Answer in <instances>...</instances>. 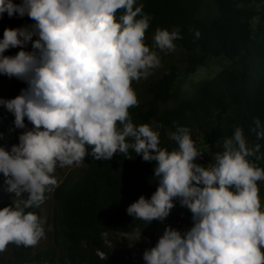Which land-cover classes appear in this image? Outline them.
Instances as JSON below:
<instances>
[{"label": "clouds", "instance_id": "clouds-1", "mask_svg": "<svg viewBox=\"0 0 264 264\" xmlns=\"http://www.w3.org/2000/svg\"><path fill=\"white\" fill-rule=\"evenodd\" d=\"M137 0H0V19L19 13L35 23L6 29L0 40V74L25 81L15 99L0 101L24 129L11 151L0 147V173L18 199L0 210V253L10 244L33 247L45 236L44 221L26 209L39 208L57 186V168L81 165L89 155L110 160L129 149L145 162L155 161L159 187L148 200L140 197L127 209L136 219L164 221L179 199L192 213L194 226L185 234L165 230L158 244L144 253L146 264H264V210L258 182L264 168L250 158L261 145H249L244 130L223 141L207 167L195 161L203 153L187 127L166 133L178 148L160 147L163 125L136 126L130 109L138 106L134 81L160 67L156 51L146 45L151 17ZM199 38L200 33H195ZM33 37H38L33 42ZM179 28H157L154 47L175 51ZM6 57V50L26 47ZM251 132L264 140V124ZM259 159V157H258ZM27 193L26 199H19ZM51 230V229H49ZM107 238V236H106Z\"/></svg>", "mask_w": 264, "mask_h": 264}, {"label": "trees", "instance_id": "trees-1", "mask_svg": "<svg viewBox=\"0 0 264 264\" xmlns=\"http://www.w3.org/2000/svg\"><path fill=\"white\" fill-rule=\"evenodd\" d=\"M21 2L18 0V4ZM141 4L143 13L151 17L146 45L156 51L153 38L157 28H179L183 38L174 43L183 52L169 67L167 54L160 52V67L153 69L141 84H132L138 97V106L129 110L133 124H162L156 130L161 133L160 147L168 151L178 145L166 133L175 131L177 125L189 128L196 147L203 153L195 162L204 167L214 162V154L223 151L224 139L232 137L240 127L250 146L261 145L260 152L250 159L264 168V140H257L251 132L255 119L264 124V0H137L136 6ZM257 19L259 23L254 27ZM6 29L8 25L0 31V40ZM3 55H12V48ZM212 60L230 65L215 77L196 83L189 95L176 89L181 76L195 74ZM4 79L6 75L0 74V80ZM25 125L22 134L34 127L26 118ZM11 127H15V118L3 121L0 133L7 135ZM0 147L8 151L12 148L2 142ZM88 151L87 166L68 176L53 192L59 209L53 218V232L56 246L61 244V264H133L106 244V236L115 243L111 237L116 234L149 235L150 226L155 224L162 228L163 235L169 227L182 235L187 232L179 220L185 209L179 199L173 201L175 207L162 222L149 223L127 213L140 197L150 200L159 187L155 161L145 162L133 149H129L131 159L117 153L110 160L99 161L91 156L90 147ZM258 187L263 204L264 181H259ZM44 204L26 212L40 217ZM188 215L192 218L191 211ZM32 248L15 245L13 264L47 263L56 256L55 248L35 255ZM98 251L104 252L105 258H100Z\"/></svg>", "mask_w": 264, "mask_h": 264}, {"label": "rangeland", "instance_id": "rangeland-1", "mask_svg": "<svg viewBox=\"0 0 264 264\" xmlns=\"http://www.w3.org/2000/svg\"><path fill=\"white\" fill-rule=\"evenodd\" d=\"M15 4H18V0H13ZM246 7V6H242ZM35 23L32 19L25 16L24 18H20L19 13H16L14 16L9 17L7 13L3 14V18L0 19V31L8 25L9 29H18L31 26ZM259 23V20L253 21V26L256 27ZM38 37H33V42ZM32 52V42L28 43L26 47H14L12 48V55L8 57H15L20 51ZM157 54L161 51L156 49ZM182 50L176 49L173 52H167V57L169 59L168 67L177 62V59L182 55ZM230 63L223 60H212L209 65L204 68H200L195 74L190 76H181L176 85V89L182 95H189L192 93L193 86L203 80L211 79L215 77L220 71H222L225 67L229 66ZM146 79H141L138 82L134 81L133 84H141ZM28 88V84L16 77L9 78L6 75V79L0 80V101H8L11 99H15L17 96L22 94L23 90ZM0 125L3 121L15 118L14 114L10 113L4 104L0 103ZM27 119V118H26ZM7 135L3 136L0 133V142L4 145L14 146L19 144V136L22 135L23 130L11 127L6 130ZM87 157H85L84 163L77 166H66L64 168H57L55 172V177L58 181L57 186L53 188V190L49 193H46L47 199L45 201L44 206L40 211V218L44 221V231L45 236L38 245L33 246L32 253L33 255L37 254L38 251L47 250V249H56V256L53 258L52 262L48 260V262H42L40 264H61L59 258L61 257V244L58 243V246L55 244V234L53 232V218L56 214H58V204L54 199L53 192L54 190L62 184L68 176H74L80 169L85 168L87 166ZM5 177L2 173H0V210L5 207L13 206V201L17 199L15 193H11L8 191V186L5 183ZM262 210H264V203L262 204ZM190 210L185 207V209L181 213V217L179 218L180 223L183 225L185 231H189L193 226L192 218L188 215ZM51 229V230H49ZM149 231L151 234L147 235L150 237L152 244L146 240L145 233L136 232L133 234H116L111 237L115 243H113L109 238H106L107 245L112 249L118 250L122 252L125 256L126 253H130L132 251L141 252L143 249L150 250V248H154L160 238L163 236L162 228L155 224L150 226ZM108 237V236H107ZM14 244H10L7 250L3 253H0V264H13L12 257V248Z\"/></svg>", "mask_w": 264, "mask_h": 264}, {"label": "built area", "instance_id": "built-area-1", "mask_svg": "<svg viewBox=\"0 0 264 264\" xmlns=\"http://www.w3.org/2000/svg\"><path fill=\"white\" fill-rule=\"evenodd\" d=\"M145 239L148 240L151 244H152V241L150 240V237H148L147 235H145ZM107 244V242H106ZM151 249V248H150ZM147 249H143V251L141 252H136V251H132L130 253H126L125 255V259L126 260H130L132 261L133 264H146L143 256H144V253ZM97 254L99 255L100 258H105V253L102 252V251H98Z\"/></svg>", "mask_w": 264, "mask_h": 264}]
</instances>
